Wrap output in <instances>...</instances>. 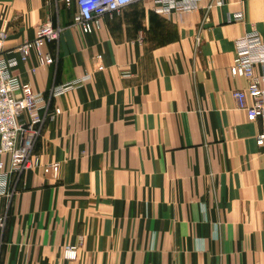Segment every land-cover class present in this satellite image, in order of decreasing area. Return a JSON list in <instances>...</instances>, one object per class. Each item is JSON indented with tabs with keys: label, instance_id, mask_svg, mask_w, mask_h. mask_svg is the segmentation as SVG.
<instances>
[{
	"label": "crops",
	"instance_id": "obj_1",
	"mask_svg": "<svg viewBox=\"0 0 264 264\" xmlns=\"http://www.w3.org/2000/svg\"><path fill=\"white\" fill-rule=\"evenodd\" d=\"M75 1L0 0L2 56L60 109L34 142L38 166L0 196V264H264L260 121L236 104L247 79L230 69L237 37L264 38V0L169 15L140 0L90 33L73 24ZM46 21L61 31L43 46L52 62L21 61L16 47Z\"/></svg>",
	"mask_w": 264,
	"mask_h": 264
},
{
	"label": "built area",
	"instance_id": "obj_2",
	"mask_svg": "<svg viewBox=\"0 0 264 264\" xmlns=\"http://www.w3.org/2000/svg\"><path fill=\"white\" fill-rule=\"evenodd\" d=\"M140 0H76L77 12L73 24L83 33L97 29L100 17L113 15L124 6ZM152 9L159 14L169 15L172 12H190L199 8L200 0H150ZM212 4H221V0H213ZM240 12L234 13L229 20H241ZM60 28L46 21L38 26L33 38L24 40L16 49L20 60L26 61L31 50L36 53L38 65L44 66L52 62L43 46L59 38ZM5 31L0 30V154L9 158L8 167L0 161V196L10 192V176L14 172H22L38 166L39 159L33 153V145L39 137L41 126L47 117L53 118L60 109L49 112V103L41 92L34 91L28 83H22L13 74L12 68L18 60L14 57L2 56V44ZM255 67H259L257 73ZM231 71L247 79L245 89H236L232 95L236 104L246 110L247 118L260 121V130L256 135V144L264 145V38L258 31L250 30L234 40V55ZM34 69H32L33 71ZM87 78L84 76L71 82L54 86L50 90L53 97L81 85ZM247 98L250 103H247ZM54 176L58 172V163L50 165ZM5 226V217L0 215V232ZM77 255L76 245H65L62 256L66 260H74Z\"/></svg>",
	"mask_w": 264,
	"mask_h": 264
}]
</instances>
